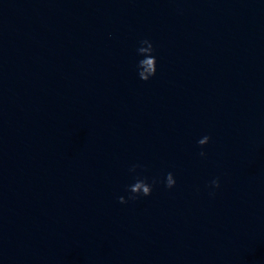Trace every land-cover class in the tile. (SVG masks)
<instances>
[{
	"label": "water",
	"instance_id": "1",
	"mask_svg": "<svg viewBox=\"0 0 264 264\" xmlns=\"http://www.w3.org/2000/svg\"><path fill=\"white\" fill-rule=\"evenodd\" d=\"M0 264H264V0H0Z\"/></svg>",
	"mask_w": 264,
	"mask_h": 264
},
{
	"label": "clouds",
	"instance_id": "2",
	"mask_svg": "<svg viewBox=\"0 0 264 264\" xmlns=\"http://www.w3.org/2000/svg\"><path fill=\"white\" fill-rule=\"evenodd\" d=\"M140 47L137 48V54L142 57L138 61L137 70L138 76L140 79L144 81L150 80L153 76L157 73V58L154 55L156 48L154 43L150 39H143L140 41ZM210 136H204L203 138L198 140V144L203 146L210 142ZM201 156H206V153L202 150L200 152ZM142 167L139 164L133 165L130 168L131 172H135L137 168ZM160 182L158 178H153L152 183L147 181V178H139L137 177L135 183L130 184L128 186V191L130 193L129 197L120 196L119 202L120 203H128L129 200H137L140 199L142 196H150L153 192V187L156 183ZM163 183L169 189L173 188L177 181L175 176L172 172H168ZM210 187L219 188L220 187V178L217 177L210 182ZM214 195L215 193H211Z\"/></svg>",
	"mask_w": 264,
	"mask_h": 264
}]
</instances>
